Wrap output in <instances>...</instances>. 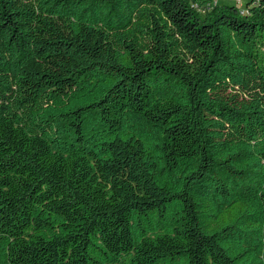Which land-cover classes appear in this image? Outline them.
<instances>
[{
    "label": "trees",
    "instance_id": "16d2710c",
    "mask_svg": "<svg viewBox=\"0 0 264 264\" xmlns=\"http://www.w3.org/2000/svg\"><path fill=\"white\" fill-rule=\"evenodd\" d=\"M0 0V264H264V0Z\"/></svg>",
    "mask_w": 264,
    "mask_h": 264
},
{
    "label": "rangeland",
    "instance_id": "374dc122",
    "mask_svg": "<svg viewBox=\"0 0 264 264\" xmlns=\"http://www.w3.org/2000/svg\"><path fill=\"white\" fill-rule=\"evenodd\" d=\"M248 0H242V3H241V9H244L245 8V4H246V2H247ZM224 3H228V4H233L234 3V1H232V0H220L219 1V4H224Z\"/></svg>",
    "mask_w": 264,
    "mask_h": 264
},
{
    "label": "built area",
    "instance_id": "2783aa9c",
    "mask_svg": "<svg viewBox=\"0 0 264 264\" xmlns=\"http://www.w3.org/2000/svg\"><path fill=\"white\" fill-rule=\"evenodd\" d=\"M219 1L220 0H216V2H213V4L215 5V4H219ZM232 1H234V3L241 9V3H242V0H232ZM245 9V8H244ZM244 9H241V10H244Z\"/></svg>",
    "mask_w": 264,
    "mask_h": 264
},
{
    "label": "bare ground",
    "instance_id": "6f19581e",
    "mask_svg": "<svg viewBox=\"0 0 264 264\" xmlns=\"http://www.w3.org/2000/svg\"><path fill=\"white\" fill-rule=\"evenodd\" d=\"M215 2H216V0H215Z\"/></svg>",
    "mask_w": 264,
    "mask_h": 264
}]
</instances>
